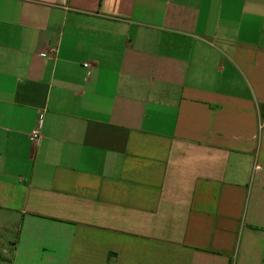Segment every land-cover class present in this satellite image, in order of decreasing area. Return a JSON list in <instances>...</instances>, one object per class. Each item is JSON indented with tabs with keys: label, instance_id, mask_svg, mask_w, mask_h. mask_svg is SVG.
I'll list each match as a JSON object with an SVG mask.
<instances>
[{
	"label": "crops",
	"instance_id": "1",
	"mask_svg": "<svg viewBox=\"0 0 264 264\" xmlns=\"http://www.w3.org/2000/svg\"><path fill=\"white\" fill-rule=\"evenodd\" d=\"M0 232V264H264V0H0Z\"/></svg>",
	"mask_w": 264,
	"mask_h": 264
},
{
	"label": "built area",
	"instance_id": "2",
	"mask_svg": "<svg viewBox=\"0 0 264 264\" xmlns=\"http://www.w3.org/2000/svg\"><path fill=\"white\" fill-rule=\"evenodd\" d=\"M49 51L52 53L56 52V46H50ZM84 66H87V63H84ZM40 122L37 123V125L28 133V138L32 144H37L38 141L41 138V133H40Z\"/></svg>",
	"mask_w": 264,
	"mask_h": 264
},
{
	"label": "rangeland",
	"instance_id": "3",
	"mask_svg": "<svg viewBox=\"0 0 264 264\" xmlns=\"http://www.w3.org/2000/svg\"><path fill=\"white\" fill-rule=\"evenodd\" d=\"M1 233V232H0ZM8 239H6L5 235L4 234H0V247L1 245H5V246H8L9 243L7 241Z\"/></svg>",
	"mask_w": 264,
	"mask_h": 264
}]
</instances>
